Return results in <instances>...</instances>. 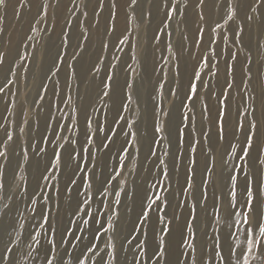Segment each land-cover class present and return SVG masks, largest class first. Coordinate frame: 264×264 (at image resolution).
I'll return each mask as SVG.
<instances>
[{
    "label": "rangeland",
    "instance_id": "obj_1",
    "mask_svg": "<svg viewBox=\"0 0 264 264\" xmlns=\"http://www.w3.org/2000/svg\"><path fill=\"white\" fill-rule=\"evenodd\" d=\"M36 1L17 0L13 6L8 0L7 8L0 9V55L3 56L0 152L7 153L6 158L0 157V178L5 185L4 199L0 200V240L6 224L10 229L2 238L0 258L7 247L11 249L7 264H49V261L51 264H118L124 259L123 252L128 250L133 255L129 264L133 260L136 264H156L153 253L160 238L157 213L151 212L147 223H138L142 211L137 213L134 205L136 183L145 175L150 195L143 210L157 196L166 198L167 207L161 206L160 214L172 221V225L179 221L183 211H189V220L183 226L190 225L188 235L195 233L197 264L205 249L211 255L214 238L220 244L226 206L231 213L235 211V225L230 234L234 264H258V253L248 252V239L252 237L246 239L242 219L248 215L243 196L245 181H254V190L264 185V168L256 163L258 155L264 158V5L252 12L248 5L258 4L259 0H248L243 22L237 15L226 21L229 2L238 9L240 0H220L218 6L224 12L215 16L208 43L201 55L196 56L203 45L205 28L197 16L199 4L191 9L189 0L178 3L168 0L176 3L182 13L172 15L171 19H166L169 9L165 7L161 15H155L160 0H137L135 5L131 0H111L106 12L101 6L103 0ZM64 1L67 10L62 12ZM117 8L123 9L126 18L120 34L116 28ZM187 15L194 16V35L185 20ZM246 15L253 16V20L248 21ZM16 28L21 35L16 39L15 53L8 58ZM96 29L99 36L95 44L91 34ZM236 35L239 39L234 40ZM85 58L92 61L87 76L81 79L77 65ZM185 59L193 63L192 69L188 67L186 81ZM148 62L154 68L155 91L150 112L153 133L142 175L138 164L142 146L136 140L145 107L138 102L132 104L126 96L132 95L134 83L143 82V68ZM63 71L67 78L61 86L58 79ZM194 73L200 74L198 81ZM121 75L125 80L123 106L126 107L109 121V94L104 93L110 92ZM95 79L99 81L97 93L84 110L87 89ZM229 83L231 88L227 87ZM106 84L111 87H105ZM191 84H196L197 92L189 100ZM224 94L228 97V109L223 117L224 138L220 139ZM47 103L52 105V114L46 128L38 131L37 124ZM245 109L249 110L247 116ZM175 115L178 123L173 133ZM240 120L244 124L242 132L237 131ZM253 120L257 124L256 137L246 161L240 149ZM158 127L164 131L156 132ZM130 133L134 137L126 135ZM198 148L203 158L199 179L194 172ZM185 152H190L188 171L180 179L179 162ZM56 154L60 157L59 164ZM102 157L104 164L99 168ZM35 166L37 173L32 170ZM233 184L235 198L230 195ZM5 204L12 210L7 211ZM255 206L264 212V198H258ZM134 214L132 226L130 216ZM191 215L197 217L194 222ZM94 232L99 239L92 248H87ZM151 237L155 243L153 250L149 247ZM179 238L181 241V235ZM137 241L142 247H134ZM191 243L192 239L186 237L182 249L179 244L178 258L181 251L185 254L190 251L187 245ZM113 245L115 261L111 255ZM41 249L45 251L39 256ZM181 264L186 262L181 259Z\"/></svg>",
    "mask_w": 264,
    "mask_h": 264
},
{
    "label": "bare ground",
    "instance_id": "obj_2",
    "mask_svg": "<svg viewBox=\"0 0 264 264\" xmlns=\"http://www.w3.org/2000/svg\"><path fill=\"white\" fill-rule=\"evenodd\" d=\"M36 1V0H34ZM247 1L243 4H241L240 2L237 4L238 9H237V18L243 22L245 19V11H246V5H247ZM9 2H12L13 6H16L17 4V0H9ZM220 0H203V3H201V0H189V6L191 9H193L196 5L199 4V9L197 11V16L201 18V22H202V26L203 28H205V31H203V45L200 46V48L196 51V56H200L202 51H203V47L208 43L209 40V30L211 29V27H213V22L215 19V16L224 12V9H222V7L218 6ZM36 3L35 5L32 6V11L35 10L36 8ZM104 3V4H103ZM33 4V2H32ZM112 2L111 0H103L101 2V6L104 9L103 12L105 11H109V8L111 7ZM11 8V6H10ZM164 7L162 6V0L158 1L157 5L155 6V15H161L162 14V9ZM67 10V3L64 1L62 6H61V11L65 12ZM162 10V11H161ZM118 17H117V24H116V28H117V32L118 34H120L126 24V18L124 17L122 11L123 9H118ZM165 12V11H164ZM31 17V16H29ZM104 20V18H102V20H100L102 23V21ZM185 20L190 28V33L192 35H194L195 33V19L194 16L190 17L189 15H187L185 17ZM14 38H13V42L11 43L9 49H8V58H11L13 56V54L15 53L16 50V46H15V42L16 39L19 38V36L21 35V32L18 28H16L14 30ZM24 31V30H23ZM92 35V41L93 43H98V36H99V29H96L93 31ZM208 38V39H207ZM110 52H111V48H109ZM84 61H81L80 63H78L77 65V73H78V78H85L87 76V72H88V67L90 62L92 61L91 59H83ZM186 64L183 66V77L184 80L186 81L187 76H188V67L193 66V63L191 60L185 59ZM234 75L236 77L237 76V71L236 69H234ZM143 76H145V78L143 79V82H136L133 84V93L131 95V103L135 105V103H139L142 104L145 108L142 109V125L140 126V136L138 137V139L136 140L137 145L141 147L140 149V153H139V158H138V164L139 167L141 168L140 173L143 175V160H144V156L146 151L148 150L149 146L151 145V140H152V133H153V127H152V123H151V116H150V112H151V108H152V101H153V95H154V91H155V84H154V68L152 63L148 62L145 67L143 68ZM66 78H67V74L66 71H63L60 75H59V83H61V86H63L66 82ZM98 79L93 80L88 89L87 92L88 94L85 97V102H84V110H87L89 108L90 102H91V98L94 94L97 93V85H98ZM124 88H125V80L123 78V76H119L117 77V79L115 80L113 87L110 89L109 92V96H108V103H109V111H108V118L109 121L114 120L118 114L120 113L121 109L123 108V104H124ZM52 114V105L50 103H47V105H45L43 111H42V117L40 118L38 124H37V128L38 131L41 129H44V127L46 128L47 125V119L48 117ZM176 117L173 120V124H172V130L171 132L176 133V126L178 123V117L177 115H175ZM38 134V133H37ZM231 139V136L228 135L226 137V141L229 142ZM256 153V152H255ZM190 158V152H185V155L182 157V159L179 162V172L181 173V176H179L180 179H184L185 176H183L184 174L186 175L187 173V169H186V165H187V161ZM104 157L99 159V168H101V166L104 164L103 161ZM173 164L177 165L176 162H173ZM178 166V165H177ZM202 166H203V158L201 155V151L200 148H198L197 150V154H196V166H195V176L199 179L201 177V171H202ZM33 172L37 173L38 169L37 167H33ZM140 174V176H141ZM182 177V178H181ZM98 180L100 179V176H98L97 178ZM96 182V180H95ZM221 183L217 184V188H220ZM91 188H94V185L92 184ZM150 195V189L148 186V180L146 178L145 175H143V177L141 179H139V181L136 183V189L134 192V205L136 208V212H140L143 210L144 205L146 203V201L148 200ZM239 200V199H238ZM260 206V204H259ZM258 208V207H257ZM225 213L227 214V218L225 220V223L223 225L222 228V232L220 234V239L219 242L220 244L222 243L224 245L223 247V252L224 254L227 256L228 255V243H229V236L233 230V227L235 225V217L233 215H231V211H230V207L226 206L225 207ZM135 214L130 216L131 220H132V226H133V222L135 219ZM189 220V211L185 210L183 211L180 216H179V221L177 223H174L172 225V232L170 235V241H171V245H172V251H171V255L169 256V260L172 262V264H174L177 261L178 258V252H179V244H180V235L182 233V231H184V222ZM9 224H6L3 232L1 234V240H0V246L3 243L2 238L5 236V233L9 232ZM152 236V235H151ZM154 240L153 237L150 238L149 241V247L150 250H153L154 248ZM44 249H41L39 252V256L44 254ZM123 256L124 259L120 260L118 262V264H125V261H127V264L130 263V261H132L133 255L131 252H129L128 250H125L123 252ZM235 260L233 257V251H232V255H231V264H234ZM37 262H35L36 264ZM166 264V262H165Z\"/></svg>",
    "mask_w": 264,
    "mask_h": 264
},
{
    "label": "snow or ice",
    "instance_id": "obj_3",
    "mask_svg": "<svg viewBox=\"0 0 264 264\" xmlns=\"http://www.w3.org/2000/svg\"><path fill=\"white\" fill-rule=\"evenodd\" d=\"M246 0H240V3L243 4L245 3ZM132 5H135L137 3V0H131ZM178 3V0H177ZM201 3H203V0H201ZM260 5H264V0H259L258 4H249L248 7L252 12H256L257 8L260 7ZM8 6V0H0V9H6ZM115 6V5H113ZM162 6L165 8H168L169 11L166 13V19H171L172 15L175 14H180L182 15V13H179V9L176 6V3H169L168 0H162ZM239 6V5H238ZM46 14V13H45ZM237 15V7H233L231 2H229L228 6H227V15L225 17L226 21H231L233 20ZM246 19L248 21H252L253 20V16L251 15H246ZM217 27H220V25H217ZM239 33L242 34L243 33V28L241 27L239 29ZM235 39H239V35L234 36V40ZM232 60L234 61L236 59V56L233 54L232 55ZM23 59H26V57H24ZM3 63V56L0 55V64ZM248 79H251V73L249 72L248 74ZM112 79L111 76L108 77V80L110 81ZM194 79H196L197 81L200 79V74L199 73H194ZM105 87L110 88L111 85L110 84H106ZM128 87H131L130 85ZM228 88L232 87V84L229 83L227 85ZM160 88H163V85H160ZM197 92V88H196V84H191L190 85V94L188 96L189 100H192L195 97V94ZM109 93L105 92L104 95L107 96ZM174 94V93H173ZM126 99L130 102L131 101V94H127ZM227 95L224 94L223 95V100H222V109L220 111V132H219V138L223 139V117L227 114V109H228V104H227ZM122 107H126V106H122ZM249 114V110L245 109L244 110V115L247 116ZM121 120H123V117H120ZM125 123H127L125 121ZM256 129H257V124L256 122L250 121L249 122V127H248V132L246 135V139H245V143L244 146L241 147L240 151L242 153V158L244 160H249L250 158V152L251 149L253 147V142H254V138L256 137ZM156 132H163L164 129L163 127H158L155 129ZM237 131L238 132H242L244 131V124L243 121L240 120L238 121L237 124ZM126 135H131L134 137V133H130V134H126ZM8 139L11 140L12 137L8 136ZM107 139V137H106ZM87 142V141H86ZM106 147V145H104ZM264 154V153H262ZM0 157H7V153L6 152H0ZM56 158V162L57 164L60 163V157L59 154H56L55 156ZM163 163V161L161 162ZM256 163H258L261 168H264V158H262L261 155H258L256 158ZM161 173L162 175H164L165 177H167V173L166 171H164L163 169H161ZM245 176H247V173L244 174ZM231 179V178H230ZM253 183L254 181L252 180H246L245 181V189H244V193L243 196L245 198V204L244 207L248 212L247 216H243L242 219V223H244L246 225L245 228V234H246V239H248V236L251 235V239H248V252L251 255L252 252H257L258 253V264H264V212H260L257 210L255 204L258 200V198H264V185H259L258 187H256V189H253ZM189 187H191V185L189 184ZM5 185L3 183L2 178H0V200L4 199V196L2 195L3 191H4ZM233 198H235L236 196V192H235V184H233V191L230 194ZM158 202V203H157ZM117 204L120 203L119 200L116 201ZM153 205H155V207H153ZM167 207V199H161L160 197H156L155 200L153 201V204H150L147 206L146 209L142 210L141 212V217L142 219H138V223H147L150 219V213L155 211L157 213V224L160 225V232H159V240L157 241L156 244V249L153 253V255L156 257V264H159V262L161 260L165 261L166 264H172V262L168 259L169 256L171 255V251H172V245H171V241L169 239L170 234L172 232V221L167 220L166 217L162 218L161 214H160V207ZM230 206L231 205V201H230ZM5 209L7 211H11L12 208L9 204H5L4 205ZM234 207V206H232ZM77 211H79V203L77 204ZM194 211V208H193ZM84 215H87V212L84 213ZM231 215H235V211L233 210V212L231 213ZM43 218V217H42ZM0 219H2V217H0ZM197 219V217L195 215H191V220L194 222ZM47 223V221H45ZM84 223H88V221H84ZM92 223H95V219L93 218ZM103 227V226H101ZM110 227L114 228V226L110 225ZM190 227L189 224H186L184 227V231H182L181 233V241H180V247L181 249L185 246L186 244V237L188 239H192V243L190 245H187L190 249V251L185 254L183 251H181L180 253V258L177 259V261L175 262V264H181V259H183L186 264H197V257L195 256V252H196V245H195V233L193 232L191 235L187 234V229ZM249 230H251V232H249ZM77 231H79V226H77ZM133 231H136V229L134 228ZM96 232H100V229H96ZM96 232L93 233L92 235V239L88 242V245L86 246L87 248H92V246L98 241L99 237L96 235ZM259 234V238H256V234ZM54 235V233H53ZM75 239V236L73 237ZM80 242H83V236L80 237ZM129 243H131V239H129L128 241ZM53 245L55 243L54 239L52 241ZM146 243V241H145ZM107 247V244L105 245ZM136 246H141L140 242L137 241V244L134 245V247ZM223 247L224 245L221 244H217L215 238L213 239V248L210 250L211 251V255H208L209 250L205 249L204 253L201 255L200 259H199V264H231V255H232V242H231V236H229V243H228V255L226 256L223 252ZM217 248L220 249V251H217ZM96 250V249H94ZM49 252H51V249L49 250ZM9 253H11V249L7 248L5 249V255L0 258V264H7V260H8V255ZM107 254V253H106ZM111 255L113 257V261H115L116 257H115V246H112V251H111ZM135 255V254H134ZM217 256H219V261H217ZM103 259V258H101ZM49 264H51V261H49ZM125 264H127V261H125ZM133 264H136L135 260H133Z\"/></svg>",
    "mask_w": 264,
    "mask_h": 264
}]
</instances>
